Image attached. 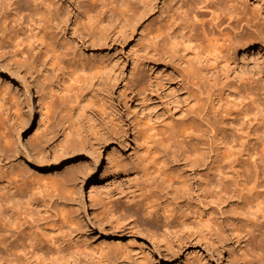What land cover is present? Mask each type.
<instances>
[{
    "label": "bare ground",
    "instance_id": "bare-ground-1",
    "mask_svg": "<svg viewBox=\"0 0 264 264\" xmlns=\"http://www.w3.org/2000/svg\"><path fill=\"white\" fill-rule=\"evenodd\" d=\"M57 1L0 0V45L13 49L28 69L38 72L40 81L35 80L42 83V98L47 101L44 109L48 112L42 114L45 125L49 127L50 107L56 98L64 103V125L66 132L72 133L80 118L111 119L107 115L113 108L103 94H108V82L121 74L101 56L86 55L69 44L61 33L66 12L58 8ZM75 1V22L83 27L106 16L126 13L135 16L136 26H142L131 86L125 93L135 109L159 115L162 95L181 103L175 108L182 116L167 127L170 139L180 141L184 168L188 169L186 173L178 171V178L186 188L189 179L193 180L202 197L198 214L188 215L179 225L194 228L205 223L215 228L222 218L207 209L208 205L215 208L228 196L239 199L246 209L245 217L223 219L246 222V245L254 252L252 258L264 264V253L256 254L264 243V227H258L259 218H264V89L253 75L235 73L238 54L248 49L264 53V11L250 10L247 0ZM0 65V72L13 83L24 82L19 69L8 63ZM173 93L178 94L177 100ZM2 97L5 100V94H0V108ZM43 144L40 141L34 145L37 160L29 159L38 169L46 166ZM96 152L92 154L98 164ZM3 186L14 192L8 180ZM110 211L114 214L113 209ZM21 212L18 216L10 212L0 187V264L69 262L72 253L67 242L53 237L42 239L38 234L44 229L38 233V225L24 226ZM151 215L147 214V219L160 222L164 230L160 236L167 237L169 215L156 220ZM129 218L132 226L155 233L152 227H142L135 213Z\"/></svg>",
    "mask_w": 264,
    "mask_h": 264
},
{
    "label": "rangeland",
    "instance_id": "rangeland-1",
    "mask_svg": "<svg viewBox=\"0 0 264 264\" xmlns=\"http://www.w3.org/2000/svg\"><path fill=\"white\" fill-rule=\"evenodd\" d=\"M56 3L66 12L61 33L69 44L86 55L101 56L121 76L109 81L108 94H103L113 108L107 115L111 119L83 117L75 124L77 130L67 133L64 103L54 98L52 102L58 103L50 107L47 127L42 115L48 112L44 109L47 101L42 98L38 72L28 69L13 49L0 45V64L16 67L24 80L13 83L0 72V94H5L0 108V187L10 212L18 216L26 208L19 215L25 217L21 219L24 226L38 225V233L44 229L38 234L44 240H65L72 253L66 264H258L246 245V222L223 219L245 217L239 199L228 196L215 208L208 205L222 218L215 228L205 223L194 228L179 225L188 215L198 214L202 194L193 180L186 188L178 178V171L188 169L180 141L172 140L167 127L182 116L175 108L181 103L162 95L159 115H150L135 109L125 96L142 31L135 16L110 15L83 27L75 22L77 1ZM247 6L264 11V0H247ZM235 70L238 75H253L264 89V53L248 49L238 54ZM173 94L177 100L178 94ZM40 141L47 156L46 166L38 169L29 159L37 160L34 145ZM174 142L175 147L169 148ZM7 180L13 193L3 186ZM145 212L153 220L169 215L167 237L160 236L163 225L148 220ZM132 213L142 227H152L156 234L132 226ZM259 221L258 227H264V218ZM173 225H179L178 232ZM257 252L264 253V243Z\"/></svg>",
    "mask_w": 264,
    "mask_h": 264
}]
</instances>
